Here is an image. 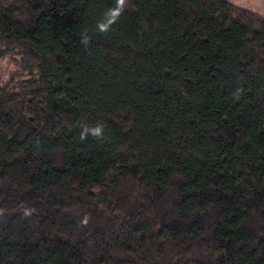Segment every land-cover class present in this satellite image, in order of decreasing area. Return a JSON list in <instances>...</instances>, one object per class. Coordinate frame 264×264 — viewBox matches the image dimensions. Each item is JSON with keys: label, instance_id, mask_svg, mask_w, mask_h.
Wrapping results in <instances>:
<instances>
[{"label": "trees", "instance_id": "trees-1", "mask_svg": "<svg viewBox=\"0 0 264 264\" xmlns=\"http://www.w3.org/2000/svg\"><path fill=\"white\" fill-rule=\"evenodd\" d=\"M0 264H264V17L223 0H0Z\"/></svg>", "mask_w": 264, "mask_h": 264}, {"label": "rangeland", "instance_id": "rangeland-1", "mask_svg": "<svg viewBox=\"0 0 264 264\" xmlns=\"http://www.w3.org/2000/svg\"><path fill=\"white\" fill-rule=\"evenodd\" d=\"M36 76L35 71H28L23 67L19 57L0 58V85L12 80L16 85L22 86L25 81Z\"/></svg>", "mask_w": 264, "mask_h": 264}, {"label": "crops", "instance_id": "crops-1", "mask_svg": "<svg viewBox=\"0 0 264 264\" xmlns=\"http://www.w3.org/2000/svg\"><path fill=\"white\" fill-rule=\"evenodd\" d=\"M237 8L264 17V0H223Z\"/></svg>", "mask_w": 264, "mask_h": 264}]
</instances>
